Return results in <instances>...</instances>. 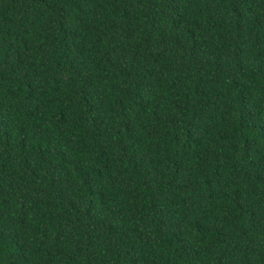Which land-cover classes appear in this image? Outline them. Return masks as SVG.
<instances>
[{"label":"trees","instance_id":"1","mask_svg":"<svg viewBox=\"0 0 264 264\" xmlns=\"http://www.w3.org/2000/svg\"><path fill=\"white\" fill-rule=\"evenodd\" d=\"M0 264H264V0H0Z\"/></svg>","mask_w":264,"mask_h":264}]
</instances>
